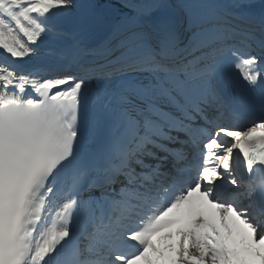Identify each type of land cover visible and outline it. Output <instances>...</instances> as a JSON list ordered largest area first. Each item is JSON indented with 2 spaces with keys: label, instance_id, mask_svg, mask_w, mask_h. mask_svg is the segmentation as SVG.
I'll return each mask as SVG.
<instances>
[{
  "label": "snow or ice",
  "instance_id": "obj_1",
  "mask_svg": "<svg viewBox=\"0 0 264 264\" xmlns=\"http://www.w3.org/2000/svg\"><path fill=\"white\" fill-rule=\"evenodd\" d=\"M95 7L0 0V264H264V0H178L150 31L124 0L88 48L61 25ZM49 34L71 42L24 61Z\"/></svg>",
  "mask_w": 264,
  "mask_h": 264
},
{
  "label": "rangeland",
  "instance_id": "obj_2",
  "mask_svg": "<svg viewBox=\"0 0 264 264\" xmlns=\"http://www.w3.org/2000/svg\"><path fill=\"white\" fill-rule=\"evenodd\" d=\"M166 1H168L170 4H172L174 6V8L176 9V11L178 12V14L181 16L179 10L176 8L178 0H166ZM256 1H260V0H256ZM80 2H91V3H93V4H95L97 6V1L96 0H80ZM153 2H154L153 0H139L138 2H135V3H138L139 5L142 6L141 10L139 12V15H138V23H139V19H143V15L147 11H149L152 7L155 6L156 3H153ZM158 4L159 3H157V5ZM73 11H75V9ZM94 12H95V22L89 28H86L84 30H77L70 23H63L61 25V28L65 27V26H69L78 35H85L86 36V41H89L90 39H92L93 37L97 36L98 34H102L104 32L111 31L113 26L116 25V22H112V21H109L106 18H104L99 8L95 7ZM120 22H121V20L117 21V23H120ZM141 25L144 26V24H141ZM42 38H44V39L47 38L46 40H49V39L52 38L51 40L55 41L52 44H55V45L57 43L58 44H63V43L66 42V38L65 37L54 36V34H49V35H47L45 37H42ZM60 40H61V42H59ZM53 58L56 59L55 57H53ZM54 59H52V60L54 61Z\"/></svg>",
  "mask_w": 264,
  "mask_h": 264
},
{
  "label": "bare ground",
  "instance_id": "obj_3",
  "mask_svg": "<svg viewBox=\"0 0 264 264\" xmlns=\"http://www.w3.org/2000/svg\"><path fill=\"white\" fill-rule=\"evenodd\" d=\"M159 4H161V2L159 1L158 2ZM158 4V5H159ZM165 4V3H164ZM141 24H144V29H146V27H145V23H141ZM140 24V25H141ZM55 36V35H54ZM53 38V37H52ZM51 38V39H52ZM47 38H42V42H40V41H38V44L40 45V47H39V51H38V53H36L35 55H33L32 57H31V59H29V58H24V59H27L26 60V62L27 63H29V64H36V63H38L39 64V62H41V63H48V64H50L51 63V61H53L52 59H54L53 58V56H51L50 54H48V50L49 49H54V48H56L59 44L57 43L56 45L55 44H52V43H54L55 41L54 40H51V39H49V40H46ZM65 41V40H64ZM81 42H85V40L83 39V38H81V40H80ZM94 41V40H93ZM93 41H91V42H93ZM59 42H61V40L59 41ZM66 43V42H65ZM1 55H3V53L1 54ZM51 60V61H50ZM55 60V59H54ZM93 83H94V81H93ZM146 162H148L147 160H146ZM118 187V186H117Z\"/></svg>",
  "mask_w": 264,
  "mask_h": 264
},
{
  "label": "trees",
  "instance_id": "obj_4",
  "mask_svg": "<svg viewBox=\"0 0 264 264\" xmlns=\"http://www.w3.org/2000/svg\"><path fill=\"white\" fill-rule=\"evenodd\" d=\"M97 5L101 8L102 14L107 18L115 17L118 13L122 12L129 13L112 0H97Z\"/></svg>",
  "mask_w": 264,
  "mask_h": 264
}]
</instances>
